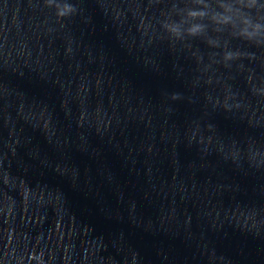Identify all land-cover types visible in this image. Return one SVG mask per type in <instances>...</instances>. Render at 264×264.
<instances>
[{
    "label": "clouds",
    "instance_id": "1",
    "mask_svg": "<svg viewBox=\"0 0 264 264\" xmlns=\"http://www.w3.org/2000/svg\"><path fill=\"white\" fill-rule=\"evenodd\" d=\"M61 15H63V13H61Z\"/></svg>",
    "mask_w": 264,
    "mask_h": 264
}]
</instances>
